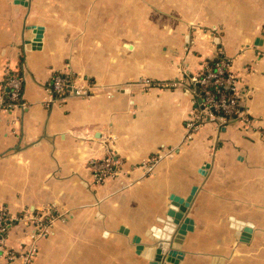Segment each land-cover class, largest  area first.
Here are the masks:
<instances>
[{
	"label": "crops",
	"instance_id": "0c3cea01",
	"mask_svg": "<svg viewBox=\"0 0 264 264\" xmlns=\"http://www.w3.org/2000/svg\"><path fill=\"white\" fill-rule=\"evenodd\" d=\"M220 56L253 125L193 132L192 77ZM10 70L26 106L0 108V204L57 215L29 264H149V229L174 205L193 226L178 264H264V0H0L3 100ZM67 71L88 96L54 92ZM109 151L120 174L96 184L89 162Z\"/></svg>",
	"mask_w": 264,
	"mask_h": 264
},
{
	"label": "built area",
	"instance_id": "2783aa9c",
	"mask_svg": "<svg viewBox=\"0 0 264 264\" xmlns=\"http://www.w3.org/2000/svg\"><path fill=\"white\" fill-rule=\"evenodd\" d=\"M232 67L231 59L220 56L211 65H207L201 75L192 77L193 83L200 87L202 100L200 108L192 110V119L187 124L191 131H198L208 121H218L222 124L237 121L244 127L253 125V119L248 116L240 102V88ZM78 82V77L72 72H58L53 76L52 88L61 98L73 95L88 96L91 83L80 84ZM6 84L8 91L6 98L0 99V108L25 107L24 78L19 71L10 70ZM164 86L178 85L173 83L164 84ZM89 167L94 182L101 184L108 178L120 174L121 160L113 151H109L103 158L91 159ZM56 217L57 215L50 208L26 209L16 214L12 213L8 206L0 204V257L8 263L20 260L23 264H29L37 254V240L51 233V226ZM19 225L26 226L28 240L22 241L20 249H14L8 246L7 238L11 229Z\"/></svg>",
	"mask_w": 264,
	"mask_h": 264
},
{
	"label": "water",
	"instance_id": "95a60500",
	"mask_svg": "<svg viewBox=\"0 0 264 264\" xmlns=\"http://www.w3.org/2000/svg\"><path fill=\"white\" fill-rule=\"evenodd\" d=\"M36 41H40L42 35V29L37 30ZM196 189L194 188L191 196L186 202L182 204V210L186 211L189 207L191 201L193 200ZM174 198V204H177V199ZM177 205H174V207ZM174 207L172 206L168 213V221L170 220L175 224V232L172 234L171 239L169 240H158L157 246L152 248H147L146 253H143L142 250H145L143 245H137V252L143 253L147 258H149V264H166L173 263L178 264L180 259L183 257L182 252L179 250L180 244L182 243L188 230L193 228L192 220L189 218H184L183 214L179 215L176 213ZM183 219V221H182ZM136 242H140L139 238L135 239Z\"/></svg>",
	"mask_w": 264,
	"mask_h": 264
},
{
	"label": "clouds",
	"instance_id": "9594fccd",
	"mask_svg": "<svg viewBox=\"0 0 264 264\" xmlns=\"http://www.w3.org/2000/svg\"><path fill=\"white\" fill-rule=\"evenodd\" d=\"M158 224H154L150 227L149 231L152 233V236L157 240H169L171 239L172 234L175 232V224L172 223L170 220L166 221L163 218H157ZM232 221H235L234 217L229 218ZM162 225V227L160 226ZM235 227V223L232 225ZM105 237L108 236V233H104Z\"/></svg>",
	"mask_w": 264,
	"mask_h": 264
}]
</instances>
